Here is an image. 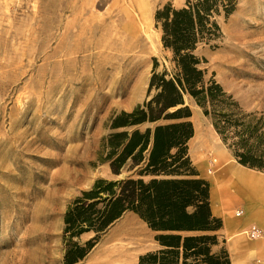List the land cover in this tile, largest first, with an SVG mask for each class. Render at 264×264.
I'll list each match as a JSON object with an SVG mask.
<instances>
[{
	"label": "rangeland",
	"instance_id": "374dc122",
	"mask_svg": "<svg viewBox=\"0 0 264 264\" xmlns=\"http://www.w3.org/2000/svg\"><path fill=\"white\" fill-rule=\"evenodd\" d=\"M185 1L0 0V264H64L70 202L99 178L132 173L116 176L98 156L111 116L148 98L154 58L166 54L161 37L148 54L136 22L143 32L152 17L160 34L156 10ZM221 25L223 37L199 49L207 79L215 76L245 110L263 111L264 0H238ZM186 103L195 141L215 156L231 152L195 101ZM128 229L145 240L123 260L120 233ZM156 235L127 212L78 264H139L142 253L160 247Z\"/></svg>",
	"mask_w": 264,
	"mask_h": 264
},
{
	"label": "trees",
	"instance_id": "16d2710c",
	"mask_svg": "<svg viewBox=\"0 0 264 264\" xmlns=\"http://www.w3.org/2000/svg\"><path fill=\"white\" fill-rule=\"evenodd\" d=\"M238 0L167 2L154 15L164 60L154 58L148 98L114 113L98 160L120 179L99 178L70 202L64 216V264H78L127 212L157 232L160 247L139 264H232L222 218L214 216L210 182L190 153L195 135L189 97L210 118L241 165L264 172V110L247 111L215 76L207 79L200 47L223 37ZM145 126V127H144ZM93 232L86 241L82 236ZM218 250L215 247L220 246Z\"/></svg>",
	"mask_w": 264,
	"mask_h": 264
},
{
	"label": "crops",
	"instance_id": "0c3cea01",
	"mask_svg": "<svg viewBox=\"0 0 264 264\" xmlns=\"http://www.w3.org/2000/svg\"><path fill=\"white\" fill-rule=\"evenodd\" d=\"M196 137L195 130L190 153L200 176L210 182L212 213L223 220L220 233L232 264H264V172L241 165L227 150L216 157ZM253 227L260 231L257 238L250 236Z\"/></svg>",
	"mask_w": 264,
	"mask_h": 264
},
{
	"label": "bare ground",
	"instance_id": "6f19581e",
	"mask_svg": "<svg viewBox=\"0 0 264 264\" xmlns=\"http://www.w3.org/2000/svg\"><path fill=\"white\" fill-rule=\"evenodd\" d=\"M152 17L150 22H146L147 27L143 32L141 31L140 27L143 28L142 23L138 24L136 22V28L138 30L137 33L145 34L147 37V41L151 44L152 47L147 51L148 54L156 53L158 50V47H160V34L152 29ZM145 233L141 230L136 229H128L124 230L122 233H120V239L123 241H127V243L122 244V247L124 250H121L120 257L124 260V258L128 255L126 251L133 249L134 246L132 244H141L144 242Z\"/></svg>",
	"mask_w": 264,
	"mask_h": 264
},
{
	"label": "built area",
	"instance_id": "2783aa9c",
	"mask_svg": "<svg viewBox=\"0 0 264 264\" xmlns=\"http://www.w3.org/2000/svg\"><path fill=\"white\" fill-rule=\"evenodd\" d=\"M237 215H241V212H238ZM250 236L252 238H257L260 236V231L259 229H257L256 227H253L251 230H250Z\"/></svg>",
	"mask_w": 264,
	"mask_h": 264
},
{
	"label": "water",
	"instance_id": "95a60500",
	"mask_svg": "<svg viewBox=\"0 0 264 264\" xmlns=\"http://www.w3.org/2000/svg\"><path fill=\"white\" fill-rule=\"evenodd\" d=\"M121 176H123V175H121Z\"/></svg>",
	"mask_w": 264,
	"mask_h": 264
}]
</instances>
